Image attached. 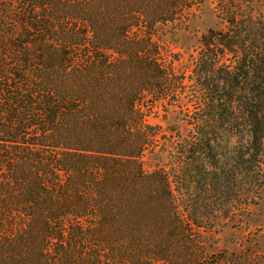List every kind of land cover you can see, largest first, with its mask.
Masks as SVG:
<instances>
[{
	"label": "trees",
	"instance_id": "16d2710c",
	"mask_svg": "<svg viewBox=\"0 0 264 264\" xmlns=\"http://www.w3.org/2000/svg\"><path fill=\"white\" fill-rule=\"evenodd\" d=\"M204 2L0 0V264L255 263L211 251L234 208L207 205L230 182L264 189V19L242 12L255 0H219L191 132L168 169L142 160L159 127L141 104L172 76L154 34Z\"/></svg>",
	"mask_w": 264,
	"mask_h": 264
},
{
	"label": "rangeland",
	"instance_id": "374dc122",
	"mask_svg": "<svg viewBox=\"0 0 264 264\" xmlns=\"http://www.w3.org/2000/svg\"><path fill=\"white\" fill-rule=\"evenodd\" d=\"M217 9H219V0H205L200 7L193 8L192 13L186 18L159 26L154 34L159 46V58L165 67L172 70V76L168 86L159 94L167 98L153 101L150 97L155 94L147 93L148 98L141 104L146 107L147 122L159 127L156 136L158 146L152 153L147 152L142 158L148 170L156 167L168 169V161L175 151V139L179 141L181 139L177 138L178 136L185 138L191 132V124L197 118L195 102L200 93L199 86L193 80V74L195 75L196 70H201L200 66L196 67L197 60L201 56V36L208 30L215 32L225 30L223 17L217 18ZM250 11L264 19V0H255L248 8L242 6V12ZM210 48L219 55L218 49L221 47ZM204 59L213 60L209 55ZM223 59H229V56L225 55ZM217 67L220 68L218 65L214 67L211 78L224 77V73H217ZM232 165L228 170L229 176L232 175V168L235 172L238 169L237 166ZM240 172L242 173L241 170ZM262 184L264 185V182ZM227 189L224 198L213 197L207 203L208 210L218 205L234 208V214L225 220V226L209 236L211 251L227 255L245 252L255 260L254 264H260L264 262V189L259 192V196L258 191H253L248 197L243 181L241 184L230 182Z\"/></svg>",
	"mask_w": 264,
	"mask_h": 264
}]
</instances>
